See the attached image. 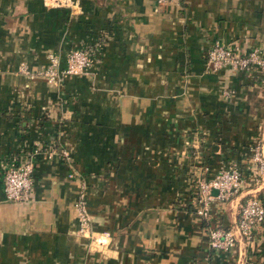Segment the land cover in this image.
<instances>
[{"label":"crops","instance_id":"1","mask_svg":"<svg viewBox=\"0 0 264 264\" xmlns=\"http://www.w3.org/2000/svg\"><path fill=\"white\" fill-rule=\"evenodd\" d=\"M99 36L82 74L18 71ZM215 38L264 50V0H0V264H264V225L227 252L207 246L242 194L264 204V172L208 217L194 210L197 174L234 162L248 178L250 146L264 154V74L212 70ZM32 149L30 198L5 200L2 165ZM80 185L101 242L78 232Z\"/></svg>","mask_w":264,"mask_h":264},{"label":"built area","instance_id":"2","mask_svg":"<svg viewBox=\"0 0 264 264\" xmlns=\"http://www.w3.org/2000/svg\"><path fill=\"white\" fill-rule=\"evenodd\" d=\"M159 2L165 0H157ZM56 3V0H48ZM105 37L99 36L93 45L84 48H70L60 64L58 54H49L44 67L33 72L25 64L18 66V71L27 75H39L47 82L57 84L65 76L82 74L89 70L93 64V53L104 43ZM206 62L212 70L229 68L233 71H244L246 73L256 69L264 74V50L253 47L247 51L241 50L237 45H225L218 39H212L206 52ZM54 147L49 148L47 155L54 152ZM36 149L28 150L13 157L2 165L1 188L3 198L13 202H25L30 198L33 188V154ZM61 154L67 156L64 148ZM248 178L242 176L238 165L229 162L225 167L217 170L210 178H204L201 174L195 177L196 196L194 199L195 213L202 217H208L209 203L213 199L226 200L232 196L242 193L244 186L251 181L257 182L264 172V154L261 143L255 141L250 146V155L247 159ZM74 170L67 175L73 176ZM211 189H215L213 194ZM74 207L77 215L78 232L89 238V243L101 242L106 232L91 233L89 229L90 218L86 209L85 191L80 185ZM264 225V204L256 194L245 196L238 205L237 217L229 227L219 225L211 227L207 232V246L211 251L227 252L231 250L238 237L249 239L253 233Z\"/></svg>","mask_w":264,"mask_h":264}]
</instances>
